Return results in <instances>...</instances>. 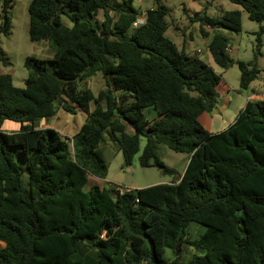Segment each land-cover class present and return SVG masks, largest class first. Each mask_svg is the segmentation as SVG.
<instances>
[{
	"label": "trees",
	"instance_id": "1",
	"mask_svg": "<svg viewBox=\"0 0 264 264\" xmlns=\"http://www.w3.org/2000/svg\"><path fill=\"white\" fill-rule=\"evenodd\" d=\"M229 1L264 22V0ZM0 2V33L8 36L14 0ZM168 12L157 0L134 26L141 16L134 0L29 1V39L48 41L53 57L27 56L22 88L0 73V264H264V99H248L225 129L208 131L199 116L215 110L221 74L166 36ZM195 20L210 36L213 62L228 68L233 59L219 30L238 33L241 12H196ZM236 62L240 89L258 94L251 82L260 69ZM96 73L106 87L95 95L85 82ZM67 102L86 113L71 138L34 126L59 107L72 111ZM149 107L153 118L143 113ZM5 120L20 129L2 130ZM141 137L140 166L175 173L156 151L162 143L189 155L183 173L137 189L101 186L95 178L108 169L101 146L114 141L129 166ZM10 148L26 163V184ZM191 223L204 227L197 238ZM185 245L202 254L165 258L166 249Z\"/></svg>",
	"mask_w": 264,
	"mask_h": 264
},
{
	"label": "rangeland",
	"instance_id": "2",
	"mask_svg": "<svg viewBox=\"0 0 264 264\" xmlns=\"http://www.w3.org/2000/svg\"><path fill=\"white\" fill-rule=\"evenodd\" d=\"M30 0H14L13 7L10 9L11 32L8 36L0 33V46L3 59L0 60V73H8L12 76L13 85L16 87H24L25 79L28 71L24 67L27 56L33 55L43 59H51L53 51L48 41L41 40L32 42L28 36V4ZM164 4L169 12L165 17L168 27L166 36L169 37L179 49H183L188 54L198 53L202 59L207 60L214 70L221 74L222 80L216 89L219 93V100L215 110L212 113H203L200 117L201 123L209 130L214 127L211 132L221 131L225 129L230 122L233 121L237 113L242 109L250 90L240 89V70L237 60L254 63L260 73L257 78L251 82V86L256 88L258 94L250 99H264V22L258 23L249 19L247 12L238 4L229 0H158ZM140 6L141 16L138 22L144 20L147 9L155 7L157 0H134ZM239 10L241 12V30L238 33L231 32L224 28H220V32L228 40V51L233 63L228 68H221L210 59L208 51V41L210 37L203 36L200 32V21H193L196 12L206 13L208 16L218 17L225 11ZM1 2H0V22L2 20ZM98 17H102V11ZM61 21L66 26H71L72 22L66 15H61ZM262 31L260 32V28ZM209 28V27H208ZM207 28V29H208ZM210 30V29H209ZM260 32L261 46L257 51L256 37ZM210 35L212 32L210 31ZM86 87L96 95L100 89L106 87V82L100 73L91 76L86 82ZM79 87H82L80 84ZM67 104L72 111H68L59 107L56 113L48 118H43L34 123L37 128L50 127L58 130L63 137L71 138L84 123L86 113L76 104ZM94 103H90L92 110ZM143 113L147 118L152 117L153 109L146 108ZM154 114V113H153ZM214 116L213 125L210 126V117ZM215 122V123H214ZM1 129L6 132L18 131L20 123L5 120ZM146 143L144 137L140 138L139 151L134 155L132 163L124 166L123 156L117 149L116 143L108 139L102 147V156L108 163V169L104 178H95L97 182L104 187L114 184L125 189H137L155 184L166 183L177 178L182 171L185 163L186 154L170 150L162 143L156 144V151L164 163L174 168L175 173L164 174L161 169L155 166L142 167L139 164V156ZM10 151L15 153V159L23 172L22 181L26 184V163L22 156L14 149ZM91 181L89 180L85 188L87 189ZM189 232L193 238H197L204 231V227L197 223L189 225ZM1 244V243H0ZM177 248V253L171 249H166L164 256L167 259L180 257L181 260L189 259L193 254H202L191 246H182ZM141 264H150L146 261Z\"/></svg>",
	"mask_w": 264,
	"mask_h": 264
},
{
	"label": "crops",
	"instance_id": "3",
	"mask_svg": "<svg viewBox=\"0 0 264 264\" xmlns=\"http://www.w3.org/2000/svg\"><path fill=\"white\" fill-rule=\"evenodd\" d=\"M205 29L209 31V28L207 29V27H206ZM208 37H210V36H208ZM208 42H209V41H208ZM207 47H208V44H207ZM198 50H199V49L196 50V53H200V52H198ZM209 55H210V59H212L210 52H209ZM199 56H200V55H199ZM200 57H201V56H200ZM203 60H204V59H203ZM204 61L207 62V63L210 65V63H209L207 60H204ZM254 95H255V94H250L247 98L250 99V98H252ZM153 113H154V114H153ZM153 113H152V117H151V118H153V117L156 116L154 110H153ZM203 113H205V112H203ZM203 113H202V114H203ZM202 114H200L199 119H200V117H201ZM234 118H235V117H234ZM214 120H215V117L211 115L210 120H209V124H210V126L213 125V121H214ZM233 120H234V119H233ZM214 123H215V122H214ZM230 123H232V122H230ZM230 123H229V124H230ZM212 129L214 130V127H212ZM212 129H209L208 131H210V130H212ZM210 132H211V131H210ZM216 132H218V131H216ZM188 159H189V155L186 154L185 163L183 164L182 171L178 174V176H180V175L183 173V171H184V169H185V167H186V164H187V162H188ZM178 176H177V178H178ZM177 178H176V179H177ZM170 181H171V180H170ZM170 181H168V182H166V183H169Z\"/></svg>",
	"mask_w": 264,
	"mask_h": 264
},
{
	"label": "built area",
	"instance_id": "4",
	"mask_svg": "<svg viewBox=\"0 0 264 264\" xmlns=\"http://www.w3.org/2000/svg\"><path fill=\"white\" fill-rule=\"evenodd\" d=\"M141 22H138V21H136L133 25L134 26H137L138 24H140ZM198 52H199V50H198ZM121 189V188H120ZM122 190V189H121Z\"/></svg>",
	"mask_w": 264,
	"mask_h": 264
},
{
	"label": "water",
	"instance_id": "5",
	"mask_svg": "<svg viewBox=\"0 0 264 264\" xmlns=\"http://www.w3.org/2000/svg\"><path fill=\"white\" fill-rule=\"evenodd\" d=\"M87 242L92 243V240L87 239ZM175 252L177 253V248H175Z\"/></svg>",
	"mask_w": 264,
	"mask_h": 264
}]
</instances>
